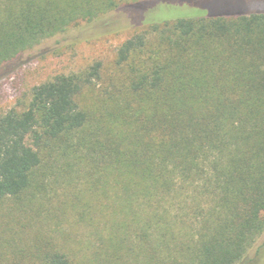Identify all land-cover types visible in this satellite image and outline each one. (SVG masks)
<instances>
[{"label":"trees","instance_id":"1","mask_svg":"<svg viewBox=\"0 0 264 264\" xmlns=\"http://www.w3.org/2000/svg\"><path fill=\"white\" fill-rule=\"evenodd\" d=\"M139 1L0 0V75L71 25ZM236 11L151 23L124 40L115 58L124 79L104 107L79 101L101 77L97 62L33 86L28 105L0 114V202L36 199V170L58 156L61 176L75 165V223L92 228L75 238V257L39 239L6 250L1 235L0 264L256 263L264 9Z\"/></svg>","mask_w":264,"mask_h":264},{"label":"rangeland","instance_id":"2","mask_svg":"<svg viewBox=\"0 0 264 264\" xmlns=\"http://www.w3.org/2000/svg\"><path fill=\"white\" fill-rule=\"evenodd\" d=\"M257 9H264V0H144L120 6L91 21H80L25 51L17 65L0 75V114L28 105L33 86L58 74L84 73L97 62L101 64V77L83 89L79 101L87 108L104 107L108 92L112 94L114 90L113 84L124 79L123 69L115 64L117 49L133 34L151 23H172L178 17L228 16L235 10L234 15L250 14ZM59 159L56 156L51 160L55 167L67 164ZM52 163H43L36 170V180L42 185V194L36 193V199L0 202V236L10 240L6 250L22 252L39 239L47 247L59 248L75 257V238H85L92 230L75 223V165L61 176L52 171ZM45 182L50 185L47 192ZM88 198L85 194L83 199ZM90 201L95 203L96 199ZM95 217H99L97 213ZM263 239L264 234L255 246ZM255 246L248 256H252ZM254 264H264V249Z\"/></svg>","mask_w":264,"mask_h":264}]
</instances>
